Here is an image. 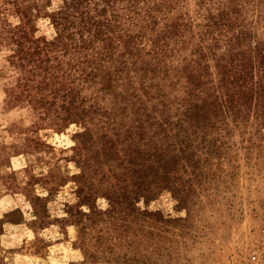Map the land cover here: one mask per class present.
<instances>
[{
	"label": "rangeland",
	"instance_id": "1",
	"mask_svg": "<svg viewBox=\"0 0 264 264\" xmlns=\"http://www.w3.org/2000/svg\"><path fill=\"white\" fill-rule=\"evenodd\" d=\"M0 264H264V0H0Z\"/></svg>",
	"mask_w": 264,
	"mask_h": 264
}]
</instances>
